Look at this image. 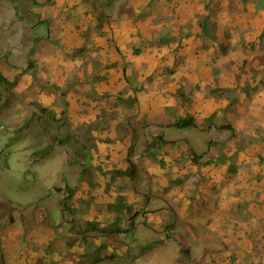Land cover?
I'll return each instance as SVG.
<instances>
[{"label": "rangeland", "instance_id": "1", "mask_svg": "<svg viewBox=\"0 0 264 264\" xmlns=\"http://www.w3.org/2000/svg\"><path fill=\"white\" fill-rule=\"evenodd\" d=\"M111 46L122 62L100 64ZM0 71L21 72L0 96V264L105 254L97 264H264V0H0ZM35 102L66 109L90 151L83 177L66 145L34 161L49 143ZM184 116L197 127L167 125ZM222 121L233 136L215 128ZM160 132L173 141L164 164L144 154ZM66 183L73 214L59 205ZM214 188H224V239L206 227ZM115 202L141 211L133 235L83 238L89 223L116 219ZM172 221L191 262L165 237Z\"/></svg>", "mask_w": 264, "mask_h": 264}, {"label": "trees", "instance_id": "2", "mask_svg": "<svg viewBox=\"0 0 264 264\" xmlns=\"http://www.w3.org/2000/svg\"><path fill=\"white\" fill-rule=\"evenodd\" d=\"M125 7L124 6L120 7L118 12L119 11L122 12L126 10L129 14L135 13L128 6L126 8ZM206 22H207L206 17L198 22V26H200L203 35L205 34L209 35L206 28ZM158 42L165 43L166 42L165 36H159ZM27 66L32 67L30 60L28 61ZM26 69L27 68H25L24 70ZM20 76H21V72L16 74L13 78H10L7 75H5L2 71H0V96L3 94L10 96L14 87L17 85ZM118 98H120V95H118ZM121 101L123 102L127 100L124 98L121 99ZM34 106L36 111L33 113L32 117L38 123L40 127V132L46 134L49 139V143L46 146L33 152L34 156L36 157L34 158V161L49 157L52 154L55 146L66 145L69 148L68 163L71 165H77L80 168V176L83 177L84 174L86 173L87 164L91 159V155L86 145L73 133L66 109L62 108L60 111L57 112L37 102L34 103ZM32 119L27 120L26 123L20 129H18V132L23 128L29 127V124L31 123ZM167 125L177 129L197 127L195 119L192 116H184L181 118H177L173 121L168 122ZM211 126L213 125H210L209 127ZM215 128L219 130L230 131V135L232 136L235 134V128L230 122H221L219 124H216ZM134 139H135V132L133 131L132 142L128 147V152L133 147ZM172 142H173L172 140L165 138L163 133L161 132L155 134L145 144L144 154L149 158H152L154 160H157L161 164H164L162 156H158V154L159 152L164 151L163 148ZM195 161L197 160L195 159ZM130 169L132 171L133 168ZM131 171L129 172L127 171V172L131 174ZM56 189L59 192H62V197L59 199V205L62 210V213L73 214L74 209L69 205V201L73 197L76 188L66 183L62 188H56ZM108 205L109 208H112V210L118 213L116 219L112 223L106 226L96 222L89 223L81 231L83 238L87 239L89 237H97V236L110 238L114 236H119V234H124L126 236L130 234L133 235L135 220L140 215L141 211L140 210L132 211V207L130 205H126L121 202H115ZM121 221L124 222L121 223ZM143 223L147 224L146 221H144ZM174 228H175V222L174 221L168 222L164 227L165 237L175 241L178 244L180 255L187 262H191L192 259L191 248L187 244H185L181 239H179V237H176ZM158 243H160V240L155 239L141 245L139 247L140 254H144L151 251L154 247H156ZM111 257L113 258V254L96 256L93 259H91L89 264H97L98 262L104 259H110ZM1 259H3V255H1Z\"/></svg>", "mask_w": 264, "mask_h": 264}, {"label": "crops", "instance_id": "3", "mask_svg": "<svg viewBox=\"0 0 264 264\" xmlns=\"http://www.w3.org/2000/svg\"><path fill=\"white\" fill-rule=\"evenodd\" d=\"M76 14V20H79V16H77L78 12L75 13ZM80 21V20H79ZM90 23L92 24L93 22L91 20H89ZM102 23V22H101ZM99 23V24H101ZM115 51H113L112 49ZM106 51L108 54H105ZM117 49H114L112 46L109 49H102L101 54H100V59L99 62L102 65H109V64H120L122 62V57L117 55ZM110 59V60H109ZM181 118V117H180ZM196 122V121H195ZM224 122V121H222ZM221 123V122H220ZM213 189V188H211ZM216 190V194H214V197H210V199L208 200V203L205 206L208 207V212L211 213V218L212 220L209 221V223L206 225V227H208L210 229V233L211 234H217L218 239H224V233H226V231H224V188H214ZM209 193L211 194V191L209 189ZM220 196V197H218ZM181 218V217H180ZM238 233V235L240 236L239 232H241V230L238 229V227L232 231V233ZM216 239V238H214ZM192 248V246H191Z\"/></svg>", "mask_w": 264, "mask_h": 264}]
</instances>
